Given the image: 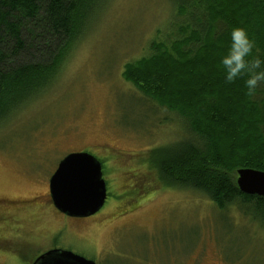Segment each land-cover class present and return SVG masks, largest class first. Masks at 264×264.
<instances>
[{"label": "rangeland", "instance_id": "rangeland-1", "mask_svg": "<svg viewBox=\"0 0 264 264\" xmlns=\"http://www.w3.org/2000/svg\"><path fill=\"white\" fill-rule=\"evenodd\" d=\"M111 1L52 89L0 126V264H29L56 246L97 264H264V223L160 186L151 164L150 150L179 128L129 94L123 70L158 27L168 30L170 0ZM74 151L101 159L108 185L86 221L63 217L47 195Z\"/></svg>", "mask_w": 264, "mask_h": 264}, {"label": "trees", "instance_id": "trees-1", "mask_svg": "<svg viewBox=\"0 0 264 264\" xmlns=\"http://www.w3.org/2000/svg\"><path fill=\"white\" fill-rule=\"evenodd\" d=\"M108 2L0 0V126L52 89ZM169 5L168 30L158 27L123 70L136 89L129 94L153 106L158 123L179 128L173 142L148 153L159 185L197 193L231 219L264 223V195L238 184L239 169L264 171V84L249 97L244 78L226 82L219 63L235 27L264 58V0Z\"/></svg>", "mask_w": 264, "mask_h": 264}, {"label": "water", "instance_id": "water-1", "mask_svg": "<svg viewBox=\"0 0 264 264\" xmlns=\"http://www.w3.org/2000/svg\"><path fill=\"white\" fill-rule=\"evenodd\" d=\"M238 184L248 194L264 195V171L238 170ZM50 195L55 207L71 217L96 214L108 198L101 160L89 151L67 154L50 178ZM32 264H97L94 259L65 248H52L36 257Z\"/></svg>", "mask_w": 264, "mask_h": 264}, {"label": "clouds", "instance_id": "clouds-1", "mask_svg": "<svg viewBox=\"0 0 264 264\" xmlns=\"http://www.w3.org/2000/svg\"><path fill=\"white\" fill-rule=\"evenodd\" d=\"M255 47L256 42L247 30L235 27L230 33L227 52L219 61L226 82L232 83L244 78L246 95L249 97L255 96L261 84H264V58L253 55Z\"/></svg>", "mask_w": 264, "mask_h": 264}, {"label": "flooded vegetation", "instance_id": "flooded-vegetation-1", "mask_svg": "<svg viewBox=\"0 0 264 264\" xmlns=\"http://www.w3.org/2000/svg\"><path fill=\"white\" fill-rule=\"evenodd\" d=\"M101 160V159H100ZM101 162H102V168H104V164H103V161L101 160ZM59 165V164H58ZM57 169V168H56ZM55 172V171H54ZM103 172H104V169H103ZM47 195H49V201H50V203H51V205H53L54 206V208L57 210V212L60 214V215H62L63 217H66V218H68V219H71V220H75V221H86V220H88V219H90L91 217H93V216H95L96 214H93V215H91V216H87V217H71V216H67V215H65L64 213H62V212H60L56 207H55V205H54V203H53V201H52V198H51V195H50V181H49V186H48V192H47ZM21 210H22V208H20ZM94 227H96V226H94ZM90 230L91 231H94V230H92L91 228H90ZM56 247H59V246H56ZM56 247H52V248H56ZM52 248H50V249H52ZM59 248H61V247H59ZM49 250V249H48ZM45 252V251H44ZM43 253V252H42ZM36 259V258H35ZM34 261V260H33ZM32 261V262H33ZM29 264H32L31 262L29 263Z\"/></svg>", "mask_w": 264, "mask_h": 264}]
</instances>
